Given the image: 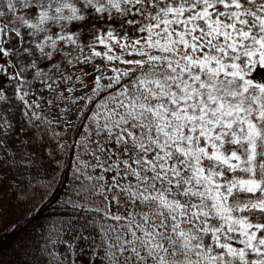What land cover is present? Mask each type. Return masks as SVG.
Instances as JSON below:
<instances>
[{
	"label": "snow or ice",
	"instance_id": "snow-or-ice-1",
	"mask_svg": "<svg viewBox=\"0 0 264 264\" xmlns=\"http://www.w3.org/2000/svg\"><path fill=\"white\" fill-rule=\"evenodd\" d=\"M85 108L25 264H264V0H0V175Z\"/></svg>",
	"mask_w": 264,
	"mask_h": 264
},
{
	"label": "trees",
	"instance_id": "trees-1",
	"mask_svg": "<svg viewBox=\"0 0 264 264\" xmlns=\"http://www.w3.org/2000/svg\"><path fill=\"white\" fill-rule=\"evenodd\" d=\"M91 107V106H89ZM88 109L85 108L80 112L79 116H73V122L69 134L68 130L62 131L61 135L64 136V142L68 145L66 151H60L57 153L58 166L60 167L57 176L53 180L52 184L45 191L43 196L32 206H30L26 214L22 217H15L11 219L13 209H15V198L17 190L13 181V170L8 171L6 176L0 175V196L5 200V213L0 224V253L13 246L22 237H25L34 228L36 224H40L45 220L55 216H73L78 213H74L70 205H66L68 182L71 176V172L75 163V148L73 145L77 141L78 133L83 128L82 125L86 123L85 116L89 115ZM59 131V129H57ZM21 140H27V137L21 136ZM48 142L47 139L44 141ZM55 140L49 144V150H53ZM20 155L27 148L22 144L16 145ZM47 155V152H46ZM49 161L51 157L47 155Z\"/></svg>",
	"mask_w": 264,
	"mask_h": 264
},
{
	"label": "rangeland",
	"instance_id": "rangeland-1",
	"mask_svg": "<svg viewBox=\"0 0 264 264\" xmlns=\"http://www.w3.org/2000/svg\"><path fill=\"white\" fill-rule=\"evenodd\" d=\"M75 113L73 114V116ZM73 122V118L71 120V124ZM87 123V121H86ZM85 123V124H86ZM68 130L65 128L63 131ZM85 131L84 128L81 129L80 133ZM69 134V130L67 132ZM82 139L81 136H77V141ZM33 151L30 148H26L22 152V156H24L28 160L34 161V163H26L23 168L19 171L14 169L13 171V181L14 186L17 190L16 198H15V209H13V213L11 215V219L14 220L15 217H22L26 214L28 208L35 204L45 193L48 187L52 184L53 176L51 173V169H57L55 173V177L60 170L58 163L52 162L50 163L46 152H42L37 148L35 150L34 155L29 157V152ZM78 154L75 152V156ZM76 164V157L75 163ZM47 170V171H46ZM73 176H74V168L71 172V176L68 182L67 194L70 189L73 187ZM47 177V178H46ZM34 197V198H33ZM69 217L67 216H55L45 220L40 224H36L34 228L29 232V234L25 237H22L13 246L9 247L7 250L0 253V264H25V262L31 259L30 256L25 255L21 251L22 243H31L32 240L38 239L41 235V228L49 229L52 225H59V223L63 220H67ZM1 224V220H0ZM31 251V248H29Z\"/></svg>",
	"mask_w": 264,
	"mask_h": 264
}]
</instances>
